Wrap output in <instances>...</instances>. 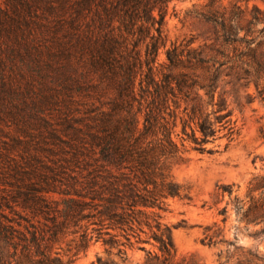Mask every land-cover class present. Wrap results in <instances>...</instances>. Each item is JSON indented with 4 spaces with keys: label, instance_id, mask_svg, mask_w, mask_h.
I'll return each mask as SVG.
<instances>
[{
    "label": "trees",
    "instance_id": "1",
    "mask_svg": "<svg viewBox=\"0 0 264 264\" xmlns=\"http://www.w3.org/2000/svg\"><path fill=\"white\" fill-rule=\"evenodd\" d=\"M173 1L0 0V264H73L98 243V264H198L165 221L192 200L175 169L264 102V9L209 0L206 33L168 46ZM251 185L235 209L258 224Z\"/></svg>",
    "mask_w": 264,
    "mask_h": 264
},
{
    "label": "rangeland",
    "instance_id": "2",
    "mask_svg": "<svg viewBox=\"0 0 264 264\" xmlns=\"http://www.w3.org/2000/svg\"><path fill=\"white\" fill-rule=\"evenodd\" d=\"M208 2L175 0L170 4L165 25L168 46L206 33L208 26L196 18V11L205 10ZM231 2L223 0L222 4L230 6ZM248 5L264 9V0H249ZM158 59L160 63L166 61L165 49ZM233 121L237 129L233 138L223 137L209 145L213 149L210 153L191 152L187 162L175 169L177 179L191 188L192 195L191 201L171 200L170 210L165 214V221L175 226L173 234L179 258H193L198 264H264V233L254 235L264 228V222L247 224L235 209L236 199L246 203V207L250 204L251 183L255 178L264 179V102L257 99L241 110L237 108ZM231 184L232 196L226 193L217 199L220 188ZM252 196L264 201V187ZM225 207L226 216L220 214ZM214 232L218 236L213 244H208V239L204 241ZM129 254L133 264L145 261L144 251ZM98 256L107 258L104 247L92 244L73 264H98Z\"/></svg>",
    "mask_w": 264,
    "mask_h": 264
}]
</instances>
